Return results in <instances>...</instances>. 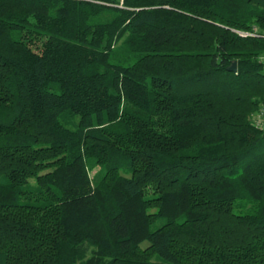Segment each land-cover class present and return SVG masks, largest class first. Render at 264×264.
Instances as JSON below:
<instances>
[{"label": "trees", "instance_id": "obj_1", "mask_svg": "<svg viewBox=\"0 0 264 264\" xmlns=\"http://www.w3.org/2000/svg\"><path fill=\"white\" fill-rule=\"evenodd\" d=\"M261 34L264 0H0V264H264Z\"/></svg>", "mask_w": 264, "mask_h": 264}, {"label": "built area", "instance_id": "obj_2", "mask_svg": "<svg viewBox=\"0 0 264 264\" xmlns=\"http://www.w3.org/2000/svg\"><path fill=\"white\" fill-rule=\"evenodd\" d=\"M258 29L253 26L250 30H238L237 33L242 37L247 36H258ZM264 37V34H261ZM258 61L264 64V51L259 54ZM254 125L258 128L264 129V105L260 106L257 111H255L253 118Z\"/></svg>", "mask_w": 264, "mask_h": 264}, {"label": "water", "instance_id": "obj_3", "mask_svg": "<svg viewBox=\"0 0 264 264\" xmlns=\"http://www.w3.org/2000/svg\"><path fill=\"white\" fill-rule=\"evenodd\" d=\"M227 69H228L229 71H232V72L236 71V61L233 60V61L230 63V65L228 66Z\"/></svg>", "mask_w": 264, "mask_h": 264}, {"label": "rangeland", "instance_id": "obj_4", "mask_svg": "<svg viewBox=\"0 0 264 264\" xmlns=\"http://www.w3.org/2000/svg\"><path fill=\"white\" fill-rule=\"evenodd\" d=\"M97 168H95L92 172L91 175H93L96 172Z\"/></svg>", "mask_w": 264, "mask_h": 264}]
</instances>
